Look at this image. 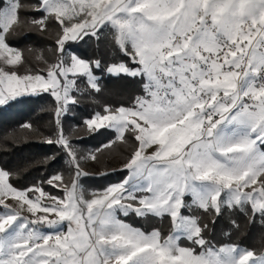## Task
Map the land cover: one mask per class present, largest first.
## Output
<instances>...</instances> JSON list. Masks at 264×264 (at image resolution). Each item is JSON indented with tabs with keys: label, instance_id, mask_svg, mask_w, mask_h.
Instances as JSON below:
<instances>
[{
	"label": "snow or ice",
	"instance_id": "snow-or-ice-1",
	"mask_svg": "<svg viewBox=\"0 0 264 264\" xmlns=\"http://www.w3.org/2000/svg\"><path fill=\"white\" fill-rule=\"evenodd\" d=\"M51 31L48 55L17 46ZM111 81L134 87L84 118L111 138L83 150L63 120ZM45 97L60 155L13 166L0 138V264H264L215 235L236 214L264 227V0H0V105ZM115 148L120 178L85 187ZM60 159L67 175L21 183Z\"/></svg>",
	"mask_w": 264,
	"mask_h": 264
},
{
	"label": "trees",
	"instance_id": "trees-1",
	"mask_svg": "<svg viewBox=\"0 0 264 264\" xmlns=\"http://www.w3.org/2000/svg\"><path fill=\"white\" fill-rule=\"evenodd\" d=\"M18 41V47L26 49L28 44L39 43L42 39L36 37L34 33L30 34V37L25 39L23 35L16 38ZM77 47L78 54L84 56H92L94 53V47L89 43H82ZM103 52V48H101ZM27 54V53H26ZM28 56V54L26 55ZM29 58V57H28ZM134 87L129 85L127 88L122 82H109L105 93L95 99L85 97L82 99L78 108H73L68 114V117L63 120L64 129L69 134L73 135L74 142L82 149L81 145L84 141H88L91 145L88 146L87 151H92L96 148H100L102 144L106 143L111 137L107 133L90 134L87 132L86 127L83 124L84 118L96 109L98 104L105 101L112 103L125 102L127 99V92ZM112 90L116 94L110 95L109 91ZM50 103V100L45 97L42 100L35 101L25 99L22 102L12 103L9 105H0V138L6 137L8 144L5 146L8 150V155L4 156V159H9L12 165L24 164L26 162L42 160L44 156L60 155L58 149L54 145H48L43 143L45 136L51 134L49 122L53 120V114L45 111ZM30 124L33 128L39 130L43 135L33 134L30 129L22 127L24 124ZM13 141L16 143L13 144ZM103 159V157L101 156ZM64 171L65 175L68 174L66 165L62 159L57 163L52 164L50 167L47 165H38L32 168L27 174L26 179H22L21 183L30 184L34 180L39 179L42 176L48 175L53 171ZM110 175H103V178H120V173L108 172ZM92 179V177H90ZM114 180V181H116ZM51 190V189H49ZM133 218V217H132ZM239 224V230L226 228V221L220 220L215 225V235L218 240L227 241L229 238L223 236L222 232L226 230L231 231V241L239 243L241 246L254 250L259 255L264 253V227L261 226V222L257 219L255 224H250L247 219L236 214L234 217ZM141 226L148 227V225L140 222ZM157 223V222H153ZM186 243V242H185Z\"/></svg>",
	"mask_w": 264,
	"mask_h": 264
},
{
	"label": "rangeland",
	"instance_id": "rangeland-1",
	"mask_svg": "<svg viewBox=\"0 0 264 264\" xmlns=\"http://www.w3.org/2000/svg\"><path fill=\"white\" fill-rule=\"evenodd\" d=\"M37 38L42 39L41 42L35 43L34 47L37 50H42L44 55H48L47 53V48L49 45H52L54 43V37H55V32L51 31L48 33H45L43 36L34 33ZM28 47H32V44H28ZM26 47V48H28ZM39 54V52L37 53ZM25 55H27L25 53ZM29 57V58H28ZM28 64L29 66H36V67H42L43 65H38L37 61L35 60L33 55H28ZM81 145L83 150L88 149V146L91 145L88 141H84ZM121 148H115L111 150L110 152H105L104 155H101L103 159L99 158V162H92L89 161L87 163L86 171L89 173L87 177L83 178V182L85 184V187L87 188H99L102 186H106L108 183L114 182L116 178H103V175L108 172H113V170H118L121 166V161L123 159L121 155ZM92 177V179L90 178ZM129 222L134 223L137 226H141L140 222H143L141 220H137L135 217H131L129 219ZM144 224V222H143Z\"/></svg>",
	"mask_w": 264,
	"mask_h": 264
}]
</instances>
